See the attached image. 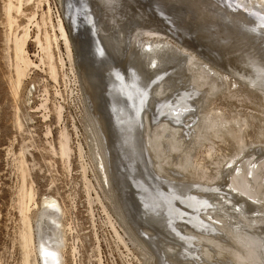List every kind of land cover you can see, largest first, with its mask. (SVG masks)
<instances>
[{
    "label": "rangeland",
    "instance_id": "374dc122",
    "mask_svg": "<svg viewBox=\"0 0 264 264\" xmlns=\"http://www.w3.org/2000/svg\"><path fill=\"white\" fill-rule=\"evenodd\" d=\"M9 1L0 0V264H40L23 238L47 197L62 208L63 264H264V32L253 36L220 20L218 0H24L21 12L12 9L10 30ZM49 7L48 22L61 19L69 38V54L62 38L51 48L56 78L36 40L46 28L53 34L41 23ZM33 14L26 52L36 65L16 87L12 37ZM87 15L94 27L85 25ZM141 42L155 52H141ZM129 77L146 101L139 113L117 90ZM255 172L263 190L249 176ZM242 177L254 196L232 186ZM195 196L209 201L202 213L184 200ZM158 204L167 207L159 221L143 216Z\"/></svg>",
    "mask_w": 264,
    "mask_h": 264
},
{
    "label": "bare ground",
    "instance_id": "6f19581e",
    "mask_svg": "<svg viewBox=\"0 0 264 264\" xmlns=\"http://www.w3.org/2000/svg\"><path fill=\"white\" fill-rule=\"evenodd\" d=\"M16 1V4H14V1L12 0V1H9V3H7L8 5H7V7H6V14H7V18H8V26L10 27V30H11V28H12V25H14L15 23V16H12V9H14L16 12L18 11H20V9H21V6H22V4H23V1L24 0H15ZM26 1V0H25ZM27 1H29V0H27ZM43 0H40L39 2H42ZM91 1V0H90ZM124 1V0H123ZM122 1V2H123ZM170 1V0H169ZM168 1V2H169ZM173 1H176V0H173ZM179 1V0H178ZM181 1V0H180ZM179 1V2H180ZM185 1H188V0H185ZM184 0H183V2H185ZM190 1V0H189ZM188 1V2H189ZM192 2H193V0H191ZM198 1V3H199V0H197ZM203 1L204 0H202V4H203ZM207 0H205V4L207 3V6H208V2H206ZM217 1V0H216ZM38 2V3H39ZM46 2H47V0H46ZM98 2H99V0H98ZM127 2V1H126ZM152 2V1H151ZM162 2V0L160 1V3ZM182 2V1H181ZM180 2V3H181ZM192 2H190L189 4H190V6H187L186 4H185V6L188 8V7H193V6H191L193 3ZM201 2V1H200ZM210 2V1H209ZM212 2H214V1H212ZM212 2H210V3H212ZM220 3V5L221 6H219L217 9H216V6H217V4L216 3ZM217 2H215L214 4H216V6L214 7L215 8V10H216V12H218L221 16H220V20H227V21H229L230 22V20L232 21L231 23H233V21H234V23L235 22H237L238 24H239V26L241 27V28H243V29H245V30H247V32H249V33H251L253 36H254V34H257V33H260V32H264V0H218ZM43 3V2H42ZM90 3V2H89ZM100 3H102V2H100ZM112 3V2H111ZM154 4H155V2H153ZM158 3V2H157ZM159 3V4H160ZM175 3V2H174ZM192 3V4H191ZM197 3V2H196ZM195 3V4H196ZM197 3V4H198ZM118 4H119V2H118ZM166 4V3H165ZM164 4V5H165ZM178 4V3H177ZM197 4L195 5V8L197 7ZM199 4H201V3H199ZM214 4H213V6H214ZM42 5V4H41ZM180 5V4H179ZM184 5V4H183ZM212 5V4H211ZM219 5V4H218ZM49 6V5H48ZM89 6V5H88ZM160 6V5H159ZM206 5L205 6H203L205 9H206V7H207ZM128 7V6H127ZM160 7H162V5L160 6ZM159 7V8H160ZM166 7V6H165ZM171 7V6H170ZM174 7H175V5H174ZM181 7V6H180ZM183 7V9H185L186 7H184V6H182ZM199 7V6H198ZM202 7V6H201ZM202 7V8H203ZM210 7V6H209ZM212 7V6H211ZM210 7V8H211ZM105 8H106V6H105ZM173 8V7H172ZM187 8H186V10H187ZM194 8V7H193ZM48 9V11H45V13L43 12L42 14H44L46 17H44L43 15V17H42V21H41V23L43 22V24L44 25H47V24H50L49 26L50 27H52L51 29H52V31H53V34H51L49 31H47V28H46V30L43 32L44 33V37L42 36H40L39 34L37 35V37H36V40H37V43H39V48H41V51L43 50L44 51V53L46 54V55H43V56H46L47 57V61H46V58L44 59V58H42V62L44 61H46V63H49V70H50V72H51V74L53 75L52 77L53 78H56L57 76H55L56 75V72H57V69H56V67H55V65L52 63V59H53V57H54V55H53V51L51 50V48H52V45H53V43L54 42H56L57 43V41L60 39V38H62V40L64 41V43L66 44V48L68 49V51H65V52H67L68 54L70 53V50H69V38H68V34H67V31H66V29H65V27H64V23H63V21L61 20V19H59L58 20V22H57V24H52V23H49L50 21L49 20H51L52 18V16H51V11H50V7L49 8H47ZM166 9V8H165ZM171 9V8H170ZM176 9V8H175ZM178 9V8H177ZM199 9H200V7H199ZM213 9V8H212ZM66 10V9H65ZM163 10H164V8H163ZM162 10V11H163ZM182 10V9H181ZM195 10V9H194ZM197 10V9H196ZM201 10H203V9H200V11ZM207 10V9H206ZM205 10V11H206ZM227 10V11H226ZM129 11V10H128ZM171 11V10H170ZM173 11H175V10H173ZM180 11V10H179ZM178 11V12H179ZM188 12L190 11V9L189 10H187ZM199 11V10H198ZM211 11V10H210ZM213 11V10H212ZM230 11V12H229ZM21 12V11H20ZM131 12H132V10H131ZM178 12H176L177 14H178ZM185 12V11H184ZM193 12V11H192ZM203 12H204V10H203ZM227 12H229V13H227ZM235 12H238V13H235ZM94 13V12H93ZM106 13V12H105ZM134 13V12H133ZM140 13V12H139ZM148 13V12H147ZM164 13H165V11H164ZM167 13H168V11H167ZM166 13V14H167ZM182 13V12H181ZM190 13V12H189ZM195 13V12H194ZM193 13V14H194ZM205 13H207V15L209 14L208 13V11H206ZM234 13L235 14H239V18H237V16L235 15V16H233L234 15ZM88 14V13H87ZM92 14V13H91ZM135 14V13H134ZM170 13H168V15L167 16H172V15H169ZM174 14H175V12H174ZM190 14H192V13H190ZM189 14V15H190ZM203 13H201V14H199V12H198V14H196V16H198V15H200V17H201V15H202ZM211 14H215V12L213 11V13H210V18L209 19H211V17H213V16H211ZM218 14V15H219ZM232 15L233 16V19H231V16L230 15ZM75 15V14H74ZM94 15V14H93ZM92 15V16H93ZM100 15V14H99ZM98 15V16H99ZM109 15V14H108ZM181 15V14H180ZM183 16H184V14H182ZM182 15H181V17H182ZM187 15V14H186ZM185 15V16H186ZM217 14H215L214 16H216ZM132 16H134V15H132ZM177 16H179V15H177ZM208 16V17H209ZM189 17V16H188ZM193 17L194 18H196L195 17V15L194 16H192L190 19L193 21ZM203 17L205 18V14L203 15ZM13 18H14V20H13ZM35 18V14H33L30 18H29V24H26V26L24 27L25 28V30L23 31V33L20 35V34H15V32H14V39H13V37H12V40H13V43H14V56L16 57V69H15V71H16V78H15V86L17 87V86H20V83L22 82V79H23V77L24 76H26V71H28V68H30V66H32L33 64L34 65H36L31 59H30V57L27 55V52H26V44H27V41H28V38H29V36H30V23H33V19ZM173 18H175V16L173 17ZM185 18V17H184ZM217 18L219 19V17L217 16ZM93 18L90 16V15H87V18L85 19V25L88 27H94V22H93V20H92ZM187 19V18H186ZM186 19H184V20H186ZM198 19V18H197ZM200 19V18H199ZM199 19H198V21H199ZM202 19V18H201ZM136 20H137V18H136ZM179 20H180V18H179ZM182 21H183V17H182V19H181ZM190 20V21H191ZM195 20V19H194ZM213 20H215L214 18H213ZM49 21V22H48ZM97 21V20H96ZM160 21V20H159ZM196 21V20H195ZM205 22H206V20H204ZM211 21H212V19H211ZM216 21V20H215ZM219 21V20H218ZM132 22V21H131ZM179 22V21H178ZM181 22V21H180ZM37 23V27L39 28L40 26H42L41 24H39V22H36ZM77 23V22H76ZM138 23H139V21H138ZM159 23V22H158ZM184 22H182V24H183ZM197 23V22H196ZM199 23V22H198ZM207 23H208V21H207ZM210 23V22H209ZM209 23H208V25H209ZM236 23V24H237ZM181 24V25H182ZM187 24V23H186ZM205 24V23H204ZM212 24H214V23H212L211 22V26H212ZM43 25V26H44ZM199 25H201V24H199ZM207 25V24H206ZM216 25V24H215ZM235 25V24H234ZM48 26V25H47ZM46 26V27H47ZM188 26V28H189V26H190V24L189 25H187ZM195 26H196V24H195ZM217 26H218V24H217ZM191 27H193L194 28V26L192 25ZM198 27V26H197ZM207 27V26H206ZM208 27H210V26H208ZM219 27V26H218ZM56 28H58V32H57V30H56ZM191 29V30H194V29ZM196 28V27H195ZM201 28H203L202 26L199 28V29H201ZM216 27L214 26V29L213 28H211L212 30H216L215 29ZM222 28H223V26H222ZM225 28V27H224ZM239 29V30H242V29ZM13 29V28H12ZM40 29V28H39ZM190 29V28H189ZM198 29V28H197ZM199 29L197 30L198 32H200L199 31ZM205 29H208V28H205L204 27V31H205ZM210 29V28H209ZM237 29H238V27H237ZM14 30H16V29H14ZM18 30V29H17ZM162 30V29H161ZM188 30V29H187ZM223 30H225V29H222V31ZM228 32H229V30L228 29H226ZM225 30V31H226ZM40 31V30H39ZM153 31V30H152ZM219 31V30H218ZM17 32V31H16ZM147 32V31H146ZM160 32V31H159ZM203 32V31H202ZM208 32V31H207ZM206 32V33H207ZM230 32H231V30H230ZM244 32V31H243ZM243 32H242V34H241V36L243 35ZM247 32L245 33V36L247 35ZM11 33V32H10ZM195 33V32H194ZM206 33H204V34H206ZM209 34H210V32H208ZM207 33V34H208ZM212 34H214V33H219V32H215L214 31V33H213V31L211 32ZM221 33V32H220ZM159 34V33H158ZM201 34V33H200ZM203 34V33H202ZM211 34V35H212ZM224 35H225V32L223 33ZM229 34V33H228ZM232 34H234L235 35V33H232ZM251 34H250V36H251ZM13 35V34H12ZM11 35V36H12ZM191 35V34H190ZM195 35H196V33H195ZM210 35V36H211ZM215 35V34H214ZM238 35V34H237ZM207 36H209V35H207ZM216 36V35H215ZM215 36H213V37H215ZM220 37H222V34L221 35H219ZM225 36H227V35H225ZM225 36H224V38H225ZM240 35H239V37H241ZM218 37V35L216 36V38ZM219 37V38H220ZM228 37V39L230 38L229 36H227ZM257 37V35L255 36V37H253V38H256ZM212 38V37H211ZM246 38V37H245ZM248 38V37H247ZM253 38H252V41H253ZM231 40L233 39V38H230ZM230 39H229V41H230ZM236 39V38H235ZM250 39V38H249ZM256 39H258V38H256ZM256 39H254L255 40V42H257V40ZM262 38H260L259 40H261ZM61 40V39H60ZM220 40H222V39H220ZM239 40H241V39H239ZM242 40L243 41H245V40H247V39H243V37H242ZM241 40V41H242ZM226 41V40H225ZM241 41L239 42V43H241ZM248 41V40H247ZM251 41V40H250ZM95 42V41H94ZM228 42V41H227ZM231 42V41H230ZM246 42V41H245ZM96 43V42H95ZM147 43H149V42H147ZM146 42H141V45H143V47L141 46V47H139V48H142L143 50L141 51V52H145L146 51V47H147V51L145 52V53H149V51L150 52H155L154 51V45L152 44L151 45V43H149V44H147ZM214 43V42H213ZM225 43V42H224ZM233 43V40H232V42H231V44ZM234 43H235V41H234ZM247 43V42H246ZM227 44V43H226ZM241 44H244L243 42L241 43ZM249 44V43H248ZM254 44H256V43H254ZM98 45V44H97ZM96 45V46H97ZM247 45V44H246ZM246 45H245V47H246ZM252 45V44H251ZM244 46V45H243ZM254 46V45H253ZM189 47V46H188ZM66 49V50H67ZM97 49H98V51H99V53L102 55L103 54V49H102V47H97ZM205 49V48H204ZM232 49H234V48H232ZM162 50H164L163 48H162ZM250 50V49H249ZM253 50V49H252ZM210 51V50H209ZM141 52H139V53H141ZM208 52V51H207ZM247 52H249V51H247ZM261 53V52H260ZM151 54V53H150ZM153 54V53H152ZM157 54V53H156ZM162 54V53H161ZM154 55V54H153ZM159 55V54H158ZM157 55V56H158ZM207 55V54H206ZM242 55V54H241ZM250 54H248V56H249ZM229 56V55H228ZM152 57V56H151ZM258 57V56H257ZM238 58V57H237ZM236 58V59H237ZM241 58V57H240ZM44 59V60H43ZM62 58H60V60H61ZM154 59H155V57H154ZM242 59V58H241ZM254 59V58H253ZM215 60V59H214ZM257 60V59H256ZM15 62V61H14ZM61 62V61H60ZM240 62V61H239ZM247 62V61H246ZM44 64V63H43ZM62 64H63V62H62ZM38 66V65H37ZM256 68V67H255ZM257 69V68H256ZM253 70V69H252ZM132 71V70H131ZM231 71V70H230ZM130 72V71H129ZM50 74V73H49ZM114 75V74H113ZM120 75V74H119ZM55 76V77H54ZM116 76V75H115ZM130 78V79H129ZM128 79V83L126 82H123L122 80H121V82L120 83H118L117 84V90H122L123 91V93L125 94V96L127 97V99H129V100H131L132 101V103H133V105H132V107L133 108H136V111L139 113V111H141V110H143V108L146 106V103H145V105H144V102H146L142 97H141V95L139 94V95H136V91H139V90H142L141 88H140V85L137 83V81L135 82L131 77H129ZM257 78V77H256ZM260 78V77H259ZM261 79H263V78H261ZM125 81V80H124ZM262 82V81H261ZM110 84V83H109ZM14 85V84H13ZM111 88V87H110ZM116 88V87H115ZM16 89V88H15ZM145 94V93H144ZM135 95H136V97H137V99L135 98ZM59 108V110H61V108H62V106H61V108L60 107H58ZM182 108V107H181ZM114 109V108H113ZM58 113H60L59 111H58ZM141 114V113H140ZM60 115V114H59ZM124 116V115H123ZM127 116V115H126ZM124 118V117H123ZM120 120V119H119ZM123 120V119H122ZM122 122V121H121ZM125 124V123H124ZM126 125H128V123L126 122ZM64 133V132H63ZM125 134V133H124ZM62 137L60 138V147H61V155H63L62 157L64 158L65 156H67L70 152H69V143H68V136H66L65 135V133L63 134V135H61ZM125 137V136H124ZM127 138V137H126ZM122 141V140H121ZM129 146V145H128ZM125 150H126V148H124ZM130 150V149H129ZM66 158H69V157H66ZM22 167V166H21ZM22 171V170H21ZM24 172V171H23ZM262 175H263V173H261ZM24 175V174H23ZM260 174L259 173H256V175L254 176V178H255V182H256V186H259L260 185V187H261V184H260V179H259V176ZM261 175V176H262ZM246 178V177H245ZM244 177H242V178H239V180H238V178L235 180H232V186L235 188H237V190H238V192H239V194L242 196L243 194H245V195H249V196H254V190L255 189H253L252 191L253 192H251V191H249V190H246L247 188H246V186H247V182H246V180L247 179H245ZM260 178H262V177H260ZM254 185V184H253ZM29 187V186H28ZM248 187V186H247ZM254 187H255V185H254ZM260 187H256L257 188V191H258V189H259V191H260V189H262V187L260 188ZM25 190V189H24ZM263 190V189H262ZM257 193V192H256ZM258 194L259 193H257L256 195L258 196ZM245 195H243V196H245ZM33 192L31 191V189H29V190H26L25 191V193H24V197L26 198V204H24L25 205V208L26 209H28V208H30L29 207V205H30V203L33 201ZM206 197V196H205ZM237 198V197H236ZM172 199V198H171ZM207 198H204V197H189V198H186V199H184V200H186L189 204L191 203V205H190V207L191 208H194V209H198V208H200L201 206H203V205H205V204H207V202H209L208 200H206ZM238 199V198H237ZM236 199V200H237ZM169 202V201H168ZM176 202V201H175ZM211 202V201H210ZM234 202H235V200H234ZM43 204V207L40 209V212H39V215H38V217L36 218V227L38 228L37 230V233L35 234V230L34 229H36V228H34V226H35V224H34V226H31L30 224L27 226V228H28V231H26V233L24 234V246H25V248H29L30 246H32V245H34V247H35V250H36V252H37V256H38V258H39V261H40V264H63V261H62V259H63V254H62V251H61V249H60V247H61V245H62V238H61V234H60V230L59 229H61V220H60V213H61V211H62V208H61V206H60V203L55 199V198H53V197H47V198H45V200H44V202L42 203ZM171 204H174V203H171ZM182 204H184V202L182 203ZM188 204V205H189ZM143 205V204H142ZM173 206V205H172ZM189 207V206H188ZM205 207V206H204ZM144 209V208H143ZM155 209V210H154ZM154 209H152V208H150V209H148V210H145L142 214H143V216L144 217H147L148 219H150L151 221H159L160 220V218L162 217L161 215L163 214V212L164 211H166L167 210V207L165 208L164 206H161L160 204H158ZM174 209H175V207H174ZM205 209H206V207H205ZM189 210V209H188ZM199 210V209H198ZM181 211V210H180ZM190 211V210H189ZM189 211H188V213H189ZM196 211V210H195ZM199 211H201V209L199 210ZM206 211V210H205ZM191 213H192V211H190ZM184 213H185V211L184 212H181V217L184 215ZM187 213V212H186ZM190 213V214H191ZM199 213V212H198ZM198 213H197V215H195V214H191V216H190V218H191V222L192 223H194L196 226H198L199 228L200 227H202V226H204L205 225V220L204 219H202V218H200L199 216L201 215H198ZM200 213H202V211L200 212ZM189 214V215H190ZM188 215V216H189ZM200 218V219H199ZM184 220H185V218H184ZM25 221V220H24ZM27 221H30V220H27ZM143 221V220H142ZM188 222V221H187ZM29 223V222H28ZM150 224V223H149ZM165 224V223H164ZM163 223H159V226L158 227H160V229L163 231V232H165V234L167 233V234H171L172 232L170 231V230H168L167 228H165V226H163L164 225ZM166 225V224H165ZM175 226V225H174ZM29 227H30V230H29ZM25 228H26V225H25ZM34 228V229H33ZM26 230V229H25ZM208 230V229H207ZM162 231H160V232H162ZM210 231V230H209ZM179 234V233H178ZM23 235V234H22ZM171 236V235H170ZM183 236H185V238H183ZM182 236V238H183V242H184V244L185 243H190V237H188V236H186V235H183ZM175 237V236H174ZM177 238H179L178 236H177ZM181 238V239H182ZM175 240V239H174ZM183 244V243H182ZM181 244V245H182ZM187 246V245H186ZM189 246V245H188ZM185 247V246H184ZM33 248V247H32ZM167 248V247H166ZM170 249V248H169ZM182 249V248H181ZM25 250H27V249H25ZM30 250V249H29ZM173 251V250H172ZM171 251V252H172ZM176 250H174L173 251V253L175 252ZM182 250H181V254H182ZM28 253V252H27ZM27 253H26V255H27ZM172 253V254H173ZM178 253V251L176 252V254ZM171 254V253H170ZM175 254V253H174ZM173 254V255H174ZM180 256V255H179ZM250 256V255H249ZM182 257V256H181ZM28 258V257H27ZM26 258V259H27ZM244 260V258L242 259V261ZM241 261V260H240ZM24 264H29L28 263V261H26Z\"/></svg>",
    "mask_w": 264,
    "mask_h": 264
},
{
    "label": "water",
    "instance_id": "95a60500",
    "mask_svg": "<svg viewBox=\"0 0 264 264\" xmlns=\"http://www.w3.org/2000/svg\"><path fill=\"white\" fill-rule=\"evenodd\" d=\"M256 173H257V172H255V175H256ZM249 176L251 177V179H252V180H255V178H256V177H255V178H253L251 174H249ZM243 195H245V194H243ZM245 196H247V197H248V195H245Z\"/></svg>",
    "mask_w": 264,
    "mask_h": 264
}]
</instances>
